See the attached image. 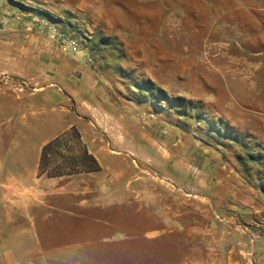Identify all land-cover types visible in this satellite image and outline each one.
<instances>
[{
	"label": "rangeland",
	"instance_id": "1",
	"mask_svg": "<svg viewBox=\"0 0 264 264\" xmlns=\"http://www.w3.org/2000/svg\"><path fill=\"white\" fill-rule=\"evenodd\" d=\"M93 3L0 0V20L4 10L27 15L1 34L39 36L76 76L98 82L108 109L131 116L137 180L123 190L100 180L97 214L52 216L53 230L39 237L74 239L95 264H225L240 231L253 239L240 216L259 211L264 220V0H161L110 22ZM34 14L55 25L57 42L24 32ZM62 39L75 40L77 52L62 51ZM84 147L71 129L52 146L50 169L87 172L89 160L75 167ZM66 222L73 230H60ZM243 252L244 264H257L253 249Z\"/></svg>",
	"mask_w": 264,
	"mask_h": 264
},
{
	"label": "crops",
	"instance_id": "2",
	"mask_svg": "<svg viewBox=\"0 0 264 264\" xmlns=\"http://www.w3.org/2000/svg\"><path fill=\"white\" fill-rule=\"evenodd\" d=\"M147 2L161 0H96L90 5L110 22ZM24 38L0 32V264H95L76 240L48 245L39 232L53 230L49 223L55 215L75 220L89 211L97 214L98 206L91 205L100 200V180L121 190L137 180L130 175V112L108 109L98 82L76 76V67L67 64L65 56L38 45L39 36ZM28 67L33 74H28ZM73 128L100 170L40 175L43 146ZM104 133L109 140L105 144ZM105 199L115 203L117 198ZM246 211L240 217H245L253 239H243L238 231L236 250L225 264H244L246 246L254 250V261L264 264V220L259 211ZM72 225L66 222L60 230L71 231Z\"/></svg>",
	"mask_w": 264,
	"mask_h": 264
},
{
	"label": "built area",
	"instance_id": "3",
	"mask_svg": "<svg viewBox=\"0 0 264 264\" xmlns=\"http://www.w3.org/2000/svg\"><path fill=\"white\" fill-rule=\"evenodd\" d=\"M27 16L23 13L12 14L6 10L1 12L0 28L1 30L9 29L16 23L22 22L23 18ZM30 16L28 22L23 23L24 32L26 33H37L45 36L51 42L58 41V32L54 24L47 21L40 15H28ZM60 48L62 51L75 54L78 49L77 42L73 39H62L60 41Z\"/></svg>",
	"mask_w": 264,
	"mask_h": 264
},
{
	"label": "trees",
	"instance_id": "4",
	"mask_svg": "<svg viewBox=\"0 0 264 264\" xmlns=\"http://www.w3.org/2000/svg\"><path fill=\"white\" fill-rule=\"evenodd\" d=\"M61 138V137H60ZM60 138H56L50 142H48L47 144H45L43 146L42 149V154H41V158H40V164H39V173L40 175H46L47 177H59V176H66V175H71V174H75L78 173L79 170H75L74 168L70 169V170H61L59 167H55L53 169H50V159L48 158V154L52 148V146H54L58 140ZM86 160H91L93 162V171H99L100 167L97 166V164L95 163V161L89 156L87 155L86 152H83V154L80 156L79 161H77V163L75 164V167L77 166V168H79V166L83 167V165H85ZM90 169H85V167L83 169V171H90Z\"/></svg>",
	"mask_w": 264,
	"mask_h": 264
}]
</instances>
